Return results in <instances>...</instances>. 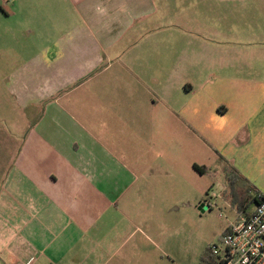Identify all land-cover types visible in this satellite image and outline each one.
<instances>
[{
    "label": "crops",
    "instance_id": "0c3cea01",
    "mask_svg": "<svg viewBox=\"0 0 264 264\" xmlns=\"http://www.w3.org/2000/svg\"><path fill=\"white\" fill-rule=\"evenodd\" d=\"M159 3L0 0V83L30 117L0 133V264H143L193 204V133L264 196V47L227 28L177 55Z\"/></svg>",
    "mask_w": 264,
    "mask_h": 264
},
{
    "label": "rangeland",
    "instance_id": "374dc122",
    "mask_svg": "<svg viewBox=\"0 0 264 264\" xmlns=\"http://www.w3.org/2000/svg\"><path fill=\"white\" fill-rule=\"evenodd\" d=\"M158 8L160 12L155 19H158L161 26L167 25L166 30L170 32L154 39L167 41L169 40L167 36L175 33L170 40L176 44L174 51L177 55L182 50V43L188 40L192 42L188 50L204 51L202 48L208 47L210 51V47L215 46L211 42H216L217 34H221L220 32L227 28L235 29L236 33L242 36V39L241 37L238 39L264 47V43H258L259 40L264 41V0H160ZM153 19L147 23H154ZM35 20L38 23H35ZM39 20V16L33 17V24L37 28ZM29 36L30 39H26L29 44L40 40L38 33ZM40 44L37 43L36 47L33 45L32 53L39 52ZM16 55L20 61L22 54L19 46L16 48ZM30 56L31 53H28L27 58ZM193 70L199 71V67L194 65ZM195 90L198 88L195 87ZM4 100L8 104L3 106L1 103H4ZM29 118L27 108L19 105V102L6 91L5 85L0 83V133L7 132L9 130L7 126L10 124L28 121ZM177 135H180L179 130ZM192 135L194 137L192 143L178 144V152L181 157L186 158L187 169L189 165L193 171L190 182L193 204L182 208V216L176 212L167 223L161 221L159 232L152 233V241L147 242L149 248L153 246L154 248L153 251L145 253L143 264H200L212 245H221L220 240L226 225L235 219L236 212L230 198L225 194L227 186L224 185L226 166L224 160L218 158L211 150L207 154L198 135L194 133ZM2 147L0 146V152L3 150ZM189 159L192 160V165L188 163ZM193 160L200 162L201 165L208 164L210 172L206 176L199 174L194 169L197 163ZM186 162H183L182 169L185 168ZM203 191L210 192L213 204L205 213L201 209L199 199L201 196L205 197Z\"/></svg>",
    "mask_w": 264,
    "mask_h": 264
},
{
    "label": "built area",
    "instance_id": "2783aa9c",
    "mask_svg": "<svg viewBox=\"0 0 264 264\" xmlns=\"http://www.w3.org/2000/svg\"><path fill=\"white\" fill-rule=\"evenodd\" d=\"M212 245L214 264H264V203L256 204Z\"/></svg>",
    "mask_w": 264,
    "mask_h": 264
},
{
    "label": "trees",
    "instance_id": "16d2710c",
    "mask_svg": "<svg viewBox=\"0 0 264 264\" xmlns=\"http://www.w3.org/2000/svg\"><path fill=\"white\" fill-rule=\"evenodd\" d=\"M220 158L226 164L224 172L227 191L225 194L230 198L238 215L247 216L256 204L264 203V196L235 167L231 166L226 159ZM194 169L201 175L209 172L208 167L197 164L194 165ZM200 264H214L211 248L208 249V253L203 257Z\"/></svg>",
    "mask_w": 264,
    "mask_h": 264
}]
</instances>
